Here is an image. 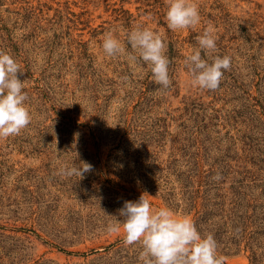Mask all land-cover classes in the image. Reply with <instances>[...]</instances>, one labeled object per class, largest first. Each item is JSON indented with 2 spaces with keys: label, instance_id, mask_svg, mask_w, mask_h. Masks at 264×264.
I'll use <instances>...</instances> for the list:
<instances>
[{
  "label": "rangeland",
  "instance_id": "obj_1",
  "mask_svg": "<svg viewBox=\"0 0 264 264\" xmlns=\"http://www.w3.org/2000/svg\"><path fill=\"white\" fill-rule=\"evenodd\" d=\"M195 2L201 24L173 32L165 0H0V50L32 116L0 139V264H139L106 225L142 194L212 233L225 264H264V0ZM209 23L231 57L215 91L184 65ZM136 25L164 38L167 90L103 54L106 32L126 44ZM73 161L93 170L61 177Z\"/></svg>",
  "mask_w": 264,
  "mask_h": 264
},
{
  "label": "clouds",
  "instance_id": "obj_2",
  "mask_svg": "<svg viewBox=\"0 0 264 264\" xmlns=\"http://www.w3.org/2000/svg\"><path fill=\"white\" fill-rule=\"evenodd\" d=\"M165 20L169 30H195L201 24L195 0H165ZM197 47L185 55L184 65L192 87L215 91L224 73L231 69V57L220 56L214 27L209 23L196 37ZM130 46L131 51L127 46ZM101 48L112 59L124 58L135 65L143 63L160 89L172 85L169 75L170 60L167 45L160 33L149 27L136 25L126 33V44L114 33H105ZM203 53V55H202ZM23 75L21 66L7 52L0 50V139L19 135L31 123L32 116L26 101L25 84L18 78ZM127 80V77L124 78ZM93 165L81 161L79 165H62L58 174L63 178H84ZM221 179L219 173L213 177ZM118 219L106 225L108 233L122 234L126 246L139 244V264H225L218 254L217 241L212 233L201 234L187 215H177L171 209H154L145 194L136 201H125L118 210Z\"/></svg>",
  "mask_w": 264,
  "mask_h": 264
}]
</instances>
